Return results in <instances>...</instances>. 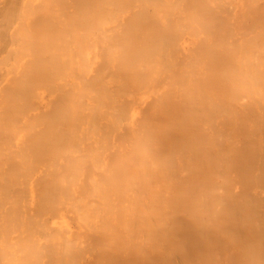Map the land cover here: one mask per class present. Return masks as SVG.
Here are the masks:
<instances>
[{
	"label": "bare ground",
	"instance_id": "1",
	"mask_svg": "<svg viewBox=\"0 0 264 264\" xmlns=\"http://www.w3.org/2000/svg\"><path fill=\"white\" fill-rule=\"evenodd\" d=\"M185 1L187 0L0 1V66L6 65L10 67L7 69L3 68L0 71V74L3 73L7 75L8 78L2 90H0V138L3 139V133L6 129L4 128V119L7 117H10L11 120L9 121L12 124L18 125L20 130H23L30 136L24 142L27 147H24L20 151H13L12 147L2 145V143L0 144V204H5L6 209L9 211L17 207V202L21 199L23 196L22 193L24 192L21 189L15 188L11 191L12 186L15 181L17 183V180L22 179L23 171L25 172L28 169V167H26L27 164L34 165L43 163L45 153H42L43 148L41 146L44 142L42 140L46 139L44 132L51 127L53 128L54 125L57 128L56 133H59L56 135L61 136L63 140V148L56 152V155L67 157L69 162L66 167V172L61 170L58 171L57 189L55 191L57 200H55L58 204L67 207L69 214L76 220L80 229L74 237L67 234V229L62 224L58 225L54 223L49 225L48 228L43 229L41 227V214L32 212L30 218L32 219L33 227L28 228L23 214L20 213V215L14 217L10 216V213L5 211V215L0 214V227L3 224H5L6 227L13 225L12 237L8 239L11 243L7 242V246L11 244L13 245L12 248H14L12 250H6L0 246V264H87V261L90 260H92V264H120L123 258L122 255H125L122 253V251H124L123 246H130L133 241L132 234H136L138 244L141 243L143 245V250L135 251V256L139 253L140 255L141 253H145L147 249L154 252V255L152 254L153 257L151 256L152 258L148 256L149 254L147 255L148 258L150 257L149 262L143 257L145 260H143L141 264H156L158 261L159 263L163 261L162 259L161 261L156 259L158 258L157 255L160 253V250H156L159 249L160 246L165 247L163 243L166 242L165 240L169 236H167V234H169L167 232H170L171 226L169 228V223H165L166 220L163 216L166 211L169 212L170 209H167L168 206L163 204L160 198L162 199V197H164L170 199L174 197L173 179L175 174L184 173L186 171V173H188V168H190V166L195 168V166L197 167L199 165H194V163L196 164V160L187 155L189 159H191L189 161L187 157V162L189 161L190 163L193 160V165L189 166L186 164V168L184 167L186 171L180 172L182 169H180L181 167L179 166L184 165L183 163H185L186 160L182 161L179 159L180 161H178V159H176L179 162L176 163L174 157L176 153H171L170 155L172 156L173 154V156L171 158L169 157V159L164 158L166 157L164 155L166 152L161 154L167 163L169 161L168 166L164 163L165 161L162 162L163 159H161V156L158 155V157L161 158L155 159L157 157H155V155H157L156 152H154L155 150L152 151L148 149L151 153H155L153 158V156L150 155L151 153H148L147 147L146 149L145 147H141L143 144H141V139L136 138L137 134L135 132L130 131L132 134L135 133L136 137H134V134L132 136L135 140H131L132 137H128V135H132L128 134L130 133L128 132L129 130L127 131V121L130 116L129 113L131 112V108L134 103L144 101L145 99H151L153 97L158 101H156V105L153 106V110H155L154 107L156 106V109L159 107V109L162 110L163 108V112L157 109L158 112H162H157L160 115L156 113V110L153 113L149 111L150 114L148 119L151 117L152 120L149 119L150 122H154L152 125L150 123L149 126L148 123L147 126L148 129L153 126L155 130L152 129V134L149 133L148 136H150L151 140L155 141V143L162 138V140H166L162 137L166 134H162V132L164 126L169 124L165 121L166 124L161 125L162 121L158 124L159 119H156L157 121L154 120L155 114L160 116V118L162 116L164 117L166 111L163 106L166 104V106L169 105L168 102L164 103L162 98H167L168 100L167 96L169 94L182 90L184 91V95L181 94L176 97L178 100H185V97L186 100L187 98L191 99V108L194 111H192V113L195 115L191 120L194 121L192 123L198 125L197 128H199L200 125L201 131L202 129L205 130L204 128L208 129L210 134L205 133L207 132L206 130L205 132L202 131L207 138L210 136V143H208V145L210 144V146H213L218 144L219 148L223 151V157L222 160H220L219 157L218 159L213 157L218 153L210 149L208 151L205 150L206 155L205 158H203L206 160L207 164L204 165L212 164L213 168L217 167V169H209L211 172H209L210 175L208 174V178L213 180V185H209L210 187L204 191L206 193L200 194V197L204 194L203 197L199 198L204 199L201 200L202 202L198 203L199 207L201 205V209H203V204L200 203H204L205 205L206 199L208 198L207 196L205 199L206 195H214L215 200L213 201V206L212 204L211 206L216 210V213L217 210H219L221 206L220 203L222 202L221 198L219 200V194L222 193L223 188L221 189L219 186H216L215 183L219 182L220 184V178L222 184L225 183L229 189L232 187L231 183L233 182L232 177L235 159L234 154L232 155L231 153H235V150L233 151L230 144L235 146L231 142L234 141L232 139L237 133L236 126L241 125L248 139H253V143L246 139L248 142L252 143H250L252 145H250V149L243 146L248 150L246 149V151L244 148L246 155L243 154L244 152H241V157L244 155L245 161L241 162L240 157V162L242 164L245 163V165L240 164V170L242 171L243 169V174H245V176H243L244 178L242 177V172L240 175L245 183L252 182L250 181L251 179L255 181L256 177L262 176V183L264 184V0H198L201 2L192 0L194 4L191 2L186 3ZM183 2L186 3V6H182ZM190 3L192 5H190ZM197 3L199 6L196 5ZM200 3H202L201 6ZM238 6L239 10L237 11ZM234 9L237 12V17L232 14ZM248 10L249 12L253 10L254 13H252L256 15L255 18L253 14V16L251 13L248 14ZM244 13H247L246 16ZM126 14L130 15V17L127 16L126 21L127 24L129 23L127 27H125L127 24H124L126 23L124 18ZM248 15H251L252 19H249L251 16ZM242 16L245 21L246 19L252 20L250 22L249 20L246 21L247 25L248 22L251 24L248 25L249 27L247 28L245 23L247 29H242L244 32L240 30L243 33L238 31L240 27L245 28L241 26L245 21L240 22L242 19H239L240 17L242 18ZM247 16L248 18H246ZM128 17L130 19L133 18L131 19L132 21H130ZM130 22L132 26L134 24V27H131ZM122 26L128 31V34L130 33V28L132 34L134 32L132 28H135V30L138 28V30H136L138 32L137 37H149L147 39H150L152 43L145 44L149 46L152 45V49H150L145 60L130 62L126 53H128V50H131L133 46L128 49L127 43L129 41L125 40L127 38L122 39L120 42L118 41L119 37H129L130 35V37H136V33L133 34V36L132 34L128 36L124 28L121 30ZM122 31L125 32H123L125 35L121 33ZM185 35L191 37V43L199 44H196L197 46L195 45L198 50L200 47H203V45L205 48V44L209 46V50L207 52L201 50L203 52H201L202 54L206 52L204 55L200 54L201 56L197 54L198 52L200 53V51L197 52L196 50V53L193 51V57H196H192V60V52H190L191 54L190 56L188 55L189 57H187V62L183 65L184 67L181 66L183 69L180 66L176 68L178 65L175 66L176 62H178L177 57L178 55L180 56V53L185 49L182 40V37H185ZM33 37H35V39H33ZM212 37L220 38L216 39L217 41H215L214 38L213 43L211 42V40L213 41ZM234 37L242 38L240 40L237 38L236 40L238 41H234ZM152 38H154V41ZM147 39L143 41L145 42ZM196 39L202 40L203 45L201 46V43H198ZM109 40L110 43H112L111 40H115L114 42L116 43L117 41V44L111 45L109 43L111 45L110 47H108V45L102 46V48L107 46L108 51L106 53L107 57H105L106 60L104 59L105 63L99 64L96 58H94L96 52L100 48V44H105ZM132 41H134V39ZM141 41L137 43H141ZM153 42H156V44ZM130 45L131 44H129V47ZM135 47H137V44ZM103 49L106 50L107 48L105 47ZM45 52L48 53V61L51 60L53 62L52 67L48 71H45V66L40 59L41 55L45 54ZM131 52L132 50L129 51V53ZM11 59L12 61L10 62ZM55 64H58V66H55ZM102 65L104 67L100 68ZM174 67L175 69H179V67L182 69L179 74L177 73V76H174L176 75L173 73V71H175L173 69ZM171 69L174 78H171L172 73L169 72ZM51 71L59 72V76L53 79L51 78L49 82H46L45 78L51 74ZM133 72L134 75L141 77V81L143 79L142 82L146 84V86L143 85L145 89L143 90V87L140 92H132L125 87L128 86L126 82L132 77ZM164 74H168L166 75V77L168 76L167 78L164 77L166 79L169 78L166 82L164 81L165 79L162 80L163 78H160L164 76ZM126 77L130 78L124 80ZM160 80L164 82L160 83ZM36 87L42 88L44 92H49L53 97L62 95L61 103L58 104L55 109L59 113L65 115L63 118L65 128L59 129L55 120L51 122L48 119L39 118L40 113L38 109L41 103V95L40 92H35L37 89ZM176 97H172V104L177 103ZM179 97H181V99H179ZM186 100L184 102L189 103ZM178 102L179 103L176 105H179L178 107L181 108L180 101ZM182 102V107H185L186 103ZM174 111L169 110V113L173 112V115L176 117L177 115L175 113L180 112L179 110L176 112L175 109ZM202 113L203 115H201ZM167 115L168 113L165 116ZM198 115L201 117H198ZM157 125H160V127ZM181 125H184V123ZM223 125L226 127L222 129L221 127ZM172 126H175V123H173ZM166 129H168V126ZM183 129H185V127ZM124 130L128 133H124ZM150 131L147 130L146 134ZM122 132L127 135L124 139L119 134ZM176 133H179V131ZM116 134L121 138L118 137L116 140ZM142 134L140 138L145 135L144 133ZM167 135L165 138L168 139ZM143 139L145 140V138H142V140ZM155 143L151 142V145L154 144L156 148ZM158 143L159 142L156 143L157 146L160 145H158ZM192 143L193 142H191V144ZM208 145L206 146L207 148ZM39 147L41 152L38 151ZM30 149L34 151H30ZM144 149L148 152L144 151ZM186 149L188 153L189 148ZM112 151L114 152L113 155L115 154L116 163L118 165L116 163L115 165L114 163L109 164L110 162H107L109 167L111 166V168H109L106 166L104 154H111ZM140 153L141 155H139ZM192 153L191 155H193ZM15 154H19L20 156L14 165L11 159L14 158ZM132 156L135 159H132ZM23 157L27 159L28 162H25V160L23 161ZM177 157H179V155ZM246 157L248 158L246 159ZM112 159L114 158L112 157ZM184 159H186V156ZM242 159L244 160V158ZM172 161L173 164L176 163L177 165L179 164V166L176 167V164L174 167L173 165L171 166ZM251 161L257 171L255 173L254 170L255 176L253 175V178L250 175L251 170H248L250 169L249 164ZM240 162H238V168ZM178 167L179 172L177 171ZM168 168H170L169 171L171 172L173 168L177 170L175 172L174 169L173 172H175V174L172 172V174H174L172 175L171 172L169 174ZM11 171H14V173L17 172L18 177H9ZM45 171L46 168H41L38 177L43 175ZM192 172L193 171H190V173ZM102 175L105 176L104 180L101 178ZM183 176H185V173ZM82 181H86L88 184V191L84 196L73 197L72 193L75 184ZM244 181L243 184L245 185ZM259 183L261 184V182ZM247 184L249 185V183ZM246 185H242L243 188L246 187ZM187 186L188 185H186V187ZM223 191H225V189H223ZM6 195L10 197L6 199ZM184 196H186V194H184ZM39 197L40 199L43 198V194H40ZM244 198L245 197L241 199ZM252 199H254V201L251 200L252 203L250 204L253 210L250 211L256 213L259 208V200H257L256 197ZM196 200H198V197L195 201ZM208 202H210V198ZM120 203H122V205ZM229 204L230 203H228V205ZM244 205L243 207L245 208L246 205ZM206 206V212H208L211 206L210 204ZM196 207L194 208L195 210ZM199 207L195 211V214L200 210ZM227 209L228 208L225 209V211H227L226 213L233 216L236 214V217L238 216L239 212L237 208L230 207L228 210ZM137 211L143 214V216L140 215L141 219L142 217L143 219L138 225L134 223ZM206 212H204V209L203 211H198L196 215L198 217L200 216V218L197 216L195 217L196 219H201L198 223L199 226L194 230L195 232L192 230L190 233L188 232L191 237L195 238L196 235V238L200 237L199 240L195 238V244L198 243L197 241L200 243L207 240L206 235L208 232L206 226H204V222L205 220L207 221V218L204 220L205 215L201 216L202 213L205 214ZM177 214L178 213H176V215ZM257 216L259 217L256 218V221L252 219L255 221H252L255 223V226L252 225L258 232L255 243L259 248V255L256 263L251 261L250 264H264V215L262 217L261 214ZM167 219V222L170 221L168 217ZM16 220L17 222L14 224L13 222ZM195 223L197 222L195 221ZM19 224L20 227H18ZM228 224L229 223H227V225ZM213 225L215 224L213 223ZM37 232L40 235L45 234V237L43 239L37 237ZM230 232L232 233V231ZM238 232L239 231H237V233ZM208 234L211 235V233ZM87 235H90L92 238L90 239ZM0 237H3L2 232ZM4 237L7 236L4 235ZM240 237L238 240L239 242L241 240ZM93 238H95V240H92ZM117 239L118 244L119 242L121 244L119 246V252L116 247L118 244L115 243ZM186 242L189 243V238L186 239V237H184V239L181 238L175 245L171 246V249L174 248V246H176V249L178 244L180 248L182 246L186 251L183 250L184 253H182L185 254V259L177 260L175 256H180L182 254L176 252L177 249L175 252L173 251L174 249H172L170 251L172 254H178L175 256L174 254H167L168 256L165 258L163 264H200L198 263V260H200L199 256L198 259H196L197 263L195 262L197 254H195L196 257L190 256L192 252L189 251V257H194V260L187 256V250H189L187 246H192L193 244L191 243L193 242H190L188 245ZM203 242L200 243L202 245L199 244V247L198 245H194V247L203 250L207 245H205V242L203 244ZM218 244L221 243L218 242ZM216 247L213 246V248ZM210 249H212V247ZM132 250L133 249H131V251ZM155 251L157 252L156 255ZM203 251L201 253H203ZM224 251L221 252L224 254ZM216 255H218V253H214L212 256L211 254H207L206 264H212ZM180 258L183 257L180 256ZM216 258L219 257L217 256Z\"/></svg>",
	"mask_w": 264,
	"mask_h": 264
},
{
	"label": "rangeland",
	"instance_id": "2",
	"mask_svg": "<svg viewBox=\"0 0 264 264\" xmlns=\"http://www.w3.org/2000/svg\"><path fill=\"white\" fill-rule=\"evenodd\" d=\"M1 1V0H0ZM196 1V0H195ZM186 3L187 2H193L192 0H190V1H185ZM196 2H201V1H196ZM203 2V1H202ZM186 3H182V6H184ZM190 3V5H192V4H194V3H192L191 4ZM188 5V4H187ZM190 5H188V6H190ZM197 6H199V4L197 3L196 4ZM202 5V3H200V6ZM186 6V5H185ZM235 6H236V4H235ZM235 8V7H234ZM132 10H134V9H132ZM132 10H130V11H132ZM239 10V6L237 7V11ZM129 11V12H130ZM135 11V10H134ZM133 11V12H134ZM129 12H128V14H129ZM246 12H247V10H246ZM253 12V10L252 11H250L249 12V10H248V14L249 13H251V15L254 13H252ZM128 14H126V16L124 17L125 18V21L127 20V16H129L130 17V15H128ZM234 16H236L237 17V12L235 11V9H234V11H233V13H232ZM245 14V13H244ZM247 14V13H246ZM246 14H245V16H246ZM133 15H135V14H133ZM251 15H248V16H251ZM254 15V14H253ZM252 15V16H253ZM244 16V15H243ZM243 16H242V18L240 17L239 19H242L240 22H242V21H245V20H243ZM248 16L246 17V18H248ZM252 16L249 18V19H252ZM255 16L256 15H254V18H255ZM128 17V18H129ZM132 17H134V16H132ZM245 18V17H244ZM253 18V19H254ZM131 19H133V18H131ZM130 18H129V20L130 21H132ZM248 19V20H249ZM124 20V19H123ZM247 19H246V21H248ZM124 21V22H125ZM244 22L243 24H241V26L242 27H245V23H246V27L248 28L249 26L248 25H250L249 24V22L250 21H252V20H249V22H248V25H247V22ZM123 22V23H124ZM129 22V21H128ZM240 22H239V24H240ZM122 23V25L124 26V24H127V21H126V23H124L123 24ZM129 24V23H128ZM126 25L125 27H127V26H129V25ZM130 25H131V27H134V24H133V26H132V23L130 22ZM121 27L122 29L121 30H123V28L124 27ZM240 27V26H239ZM241 28L240 27V29H238V31L239 32H241V31H243L242 29H244V30H246L247 28ZM125 29V28H124ZM129 29V28H128ZM133 30H134V32H133V34H135V36L136 37H134L133 36V34L131 33L132 31H131V28H130V33L128 34V31H126V29H125V31H126V33L128 34V36L130 35V34H132V36L133 37H119V41H118V37L116 38L117 39V41L118 42H120L122 39H125V38H127V39H125V40H127V41H129L127 44V47H128V49H130L132 46V48H131V50H132V52L131 53H129V51H131V50H128V53H126L127 55H128V57H129V60H130V62H136V61H143V60H145L146 59V57H147V55L149 54V51H150V49H152L151 47H152V45L151 46H149V45H147V44H150V43H152L151 42V40L150 39H147V38H149V37H137V31L136 30H138V28L135 30V28H132ZM241 30V31H240ZM136 31V32H135ZM124 31H122L121 33L123 34V35H125L124 33H123ZM244 32V31H243ZM243 32H241V33H243ZM127 36V35H126ZM49 38V37H48ZM134 39V41H132L133 39ZM147 39L146 41H148V42H144L143 40H145V39ZM183 39V44H184V46H185V49L180 53V56L178 55V57H177V61L178 62H176V64H175V66L177 65V67L176 68H178V66H183L184 64H185V62H187L186 60H187V57H189L190 56V52H192V55H191V60H192V57H193V51H195V53H196V50H197V52L198 51H200V53L198 52L197 54L199 55V56H201L200 54H202L203 52L201 51V50H203V51H208L209 49V46L208 45H206L204 42V44H205V48H204V45L202 44V40H197V42L198 43H201V46L203 45V47H200V46H198V47H200V49L198 50V48L196 47L197 45H199V44H194V43H191L190 42V39H191V37H188L187 35H185V37H182ZM213 38V41L211 40V42H213L214 43V38H215V41H217L216 39H219L220 37H212ZM235 38V37H234ZM234 38H233V40H234ZM238 37H236L235 38V40L234 41H238V40H240L242 37H240V38H238V40H236ZM33 39H35V37H33ZM115 39V40H116ZM132 39V40H131ZM153 39V41H154V38H152ZM115 40H111V42L112 43H110V40L107 42V43H105V44H100L101 46H100V48L98 49V51L96 52V56L94 57V58H96V60L98 61V63L100 64H103V62H104V59H105V57H107L106 56V53H107V51H108V47H110L112 44L113 45H115V44H117V41H116V43L114 42ZM130 40H131V42H130ZM142 40V41H141ZM195 40V41H196ZM141 41V43H137V42H140ZM200 41V42H199ZM194 42V41H193ZM111 45H110V44ZM145 43H147V44H144ZM153 43H155L156 44V42H153ZM129 44H131L130 45V47H129ZM136 44H137V47H135L136 46ZM155 44H154V46H155ZM103 45H108V47L107 46H105L107 49L105 50V49H103V48H105V47H103L102 48V46ZM142 45V46H141ZM196 45V46H195ZM206 46H208V47H206ZM204 48V49H203ZM202 52V53H201ZM206 52L204 53V54H206ZM48 53H46L45 52V54H42L41 55V57H40V59H41V61H42V63L44 64V69H45V71H48L51 67H52V65H53V62L50 60V61H48V55H47ZM204 54H202V55H204ZM189 55V56H188ZM195 56V55H194ZM92 57V56H91ZM196 57V56H195ZM195 57H193V58H195ZM106 60V59H105ZM12 61V59L10 60V62ZM43 61H48V62H43ZM127 61H128V58H127ZM188 61H189V58H188ZM105 63V62H104ZM98 64V65H99ZM105 65V64H104ZM55 66H58V64H55ZM99 67V66H98ZM103 68L104 66L102 65V66H100V68ZM180 67H179V69H175V67L173 68L175 71H173V73L174 74H176V75H174V76H177V73L179 74L180 73V71L183 69V67H181L182 69H180ZM3 68H10V67H7L6 65H1L0 66V71L3 69ZM178 72H177V71ZM172 71V69L169 71V72H171ZM51 74L48 76V77H46L45 78V81L46 82H49V80L52 78H56V77H58L59 76V72H57V71H54V72H50ZM172 73V72H171ZM173 73L171 74V78H174V76H173ZM169 74V73H168ZM168 74H164V76H162V77H160L162 80H164L165 82L166 81H168V79H166L167 77H166V75H168ZM129 76V75H128ZM173 76V77H172ZM164 77H166V78H164ZM128 78H130V77H126L124 80H127ZM141 77H138V75H134V72L132 73V77L130 78V79H128L127 80V82H126V84L128 83V86H125L126 88H127V90H129V91H132V92H140V91H142V88H143V90L145 89V86H146V84H145V82H142L143 81V79H142V81H141V79H140ZM170 78V79H171ZM7 80H8V78H7V75H5V74H3V73H1L0 74V90H2V87L5 85V83L7 82ZM162 80H160V83H163V82H161ZM144 83V84H143ZM125 84V85H126ZM143 85H145V86H143ZM37 89H36V91L35 92H40V95H41V103H40V107H39V109H38V112L40 113V116H39V118L40 119H48V120H50L51 122H53L54 120H55V122H56V125L58 126V128L59 129H62V128H65V122H64V117H65V115L63 114V113H59L55 108H56V106L58 105V104H60L61 103V100H62V95H59V97H53L49 92H44L43 91V89L42 88H40V87H36ZM181 94H183L184 95V91H182V90H178V91H176V92H173L172 94H169L167 97H168V100H167V98H162V100L164 101V103L165 102H168L169 103V105L168 106H166V105H164L163 107H165L164 108V110L166 111H164L165 113V115L168 113V117L167 116H165L164 114H162V115H164V117L162 116L161 118H160V116H157L156 114H155V116H154V120H158L159 119V121H158V124H159V122L160 121H162V123H161V125H163V124H166L165 123V121L167 122V126H168V129H166V125L164 126V128H163V132H162V134H168L167 135V137H168V139L167 138H165V136H162V134H161V136L162 137H164V139H166V140H160V141H157V142H159L158 143V145L159 146H157V142L155 143V141H153V140H151V137L150 136H148L149 135V133L150 134H152L151 132H153V130H155L154 129V127L152 126V128H149L148 129V126L150 125V120L149 119H151V117H149V119H148V116H149V114L150 113H153V112H155V110H156V113L158 112V110H161V109H159V107L156 109V107H154L155 108V110H153L152 108H153V106H155L156 105V99L155 98H151V99H145L144 101H139V102H136V103H134L133 104V106H132V108H131V112L129 113V119H128V121H127V131L128 132H130V131H133V132H135L137 135V137L135 136V133H133L134 134V137H136V138H139V139H141L140 141H141V144H143L141 147H145V149H146V147H147V150L148 149H151L152 151H154V152H156V154L157 155H155V159L157 160V158H161L162 157V155L161 154H164L165 152H166V154H164L166 157H164V158H166V159H169V157L171 158L172 156H173V154H172V156L170 155L171 153H176L175 155H174V157H175V162L177 163L178 161H180L179 159H181L182 161H185V163H183V162H180V163H183L184 165H182V166H179V164L177 165L176 163V165L175 164H173V161H172V164H171V166L173 165V167H174V165L177 167V166H179V167H181L180 169H182V170H180V172L181 171H186L185 170V168H186V164H188L189 166L190 165H193V160L189 163V161L191 160V159H189V157L191 156L192 157V159H194V160H196L195 162H196V164L194 163V165H199V166H195V168L194 167H191L190 166V168H191V170H190V168H188V173H186V172H184L185 173V176H183V172L182 173H179V174H175V172H176V170L179 172V167L177 168V169H175V168H173V170L175 169V172H173V170H172V172L175 174V177H174V179L173 178H171V179H173V190H174V192H175V195H174V197H172V198H170V199H168V198H164V197H162V199H166V200H162L161 198H160V201L162 202L163 201V204H166L167 206H168V208L167 209H170V211L168 212V211H166V213H165V215H163L164 216V218H165V220H166V222L165 223H169V228H170V226H171V230H169L170 232H167V233H169V234H167V239L165 240L166 242V244L165 243H163V245H165V247L163 246V247H159V249H157L156 251H158V250H160L159 252L161 253H159L157 256H158V258H160V259H158V258H156L157 260H160L161 261V259L163 260L162 262H160L161 264H163V262H164V260H165V258H167V256L168 255H170V254H172V252H170L172 249H174L173 251L175 252V250L177 249V251L176 252H178V253H180V254H182V253H184V248L181 246V248H180V245L178 244L177 245V248L175 249V247L176 246H174V248H172L171 249V246L172 245H175V243L176 242H178L179 240H181V238L182 239H184V237H186V239L187 238H189V243L190 242H193V243H191V244H193L192 246H190L189 247V243H187V247L189 248V250H187L188 251V257H189V253L190 252H192L193 253V255H192V253H190L191 255L190 256H194V257H196V255L195 254H197V258H195V262H196V259H198V256H199V259L200 260H198L199 262L198 263H200L201 264V261H202V264H206V257H207V254L209 255V254H211V256H212V254H214V253H218V255H216V257L218 256L219 258H214V257H212V258H214L213 259V261H212V264H215V262H216V264H250V262L252 261V262H254V263H256V260L258 259V255H259V248H258V246L256 245V238H257V231L254 229V226H255V223H253L252 221H256V218H258L259 216H257V215H260L261 214V217L264 215V184L262 183V176L261 177H256V179H255V181H256V183H255V181H253L254 179H251L250 181H252V182H246L245 183V181L243 180V176H245V174H243V169H242V171L240 170L241 168V165L240 164H242L241 162H244L245 161V157H243L244 155H246V152L244 151V148L245 147H243V146H246L247 148H251V144L253 143V139H251V140H249L248 139V137H247V135H245L246 133L244 132V129L242 128V126L241 125H239V126H236V131H237V133H236V135H234V137H233V139L232 140H234L235 141V143H234V141L233 142H231V143H233L235 146H236V148H235V146H233L232 144H230V147H232V149H233V151L235 150V153L233 152V153H231L232 155L234 154V172H233V179H232V183H231V186L232 187H230V189L226 186V184L224 183V184H222L221 183V178H220V184H219V182L218 183H215V180H214V183L216 184V186H219L221 189L223 188V189H225V191H223V189H222V193H220L219 194V200H220V198L222 199V202L220 203V207H219V210H217V213L215 212L216 210L212 207L213 206V201L215 200L214 198V195H206V197H205V199L207 198V196H208V198L204 201L205 202V205H204V203H200V204H203V209H204V212H206V205L207 204H210V206H211V204H212V208L211 207H209L210 208V210L208 211V212H206L205 214L204 213H202V215L201 216H203V215H205V217H204V220L207 218V221L205 220V222H204V226H206V230H207V232L208 233H211V235L210 234H208L207 233V240H205L204 242H205V248L203 249V250H201L200 248L199 249H197L196 247H194V245L196 246V245H198V247H199V244L200 243H202V242H200L199 243V241H197L198 243H196L195 244V242H196V240L198 239L199 240V238H196V236H195V238H196V240H195V238L194 237H191L190 235H189V233L191 232V230L193 231V232H195L194 230L197 228V226H199L198 225V223L200 222V220L201 219H196V217L195 216H197L196 214L198 213V211H203V209H201V205H200V207H199V205H198V203L199 202H202L201 200H204V199H199V198H201V197H203L204 196V194H203V196H201L200 197V194H202V193H206V192H204L205 190H207L210 186V184H212L213 185V180H211L210 178H208V176L210 175L209 174V172H211V170H213V169H217V167H214L213 168V166H212V164L211 165H204V164H207L206 163V160L204 159L205 158V155H206V153H205V150L206 151H208L209 149L210 150H212V151H215L216 153H218L217 155H214L213 157H215V158H217L218 159V157H219V159L220 160H222V157H223V151L219 148V146H218V144H216V145H213V146H210V144L208 145V143H210V136L207 138V136L205 135V134H203V132H205V130L207 131V132H205V133H208V134H210L209 133V130L208 129H206V128H204L205 130H203L202 129V131L200 130V125H199V128H197L198 127V125H194L192 122H194V121H191L192 120V118L195 116V115H193V113H192V101H191V99L190 98H187V100H186V97H185V100L186 101H188L189 103H187V102H184L185 100H183V99H181V97H179V99H181V100H178V98L176 97L177 95H181ZM176 97L177 98V103L176 104H178L179 102L178 101H180V106H181V108H179L175 103H174V100H173V103L174 104H172V97ZM16 98V97H15ZM183 98V97H182ZM153 99V100H152ZM170 99V100H169ZM182 100H183V102L184 103H186V109H185V107H182L183 105H181V102H182ZM176 101V100H175ZM158 102V101H157ZM182 102V103H183ZM188 105V106H187ZM169 109L170 111H174V109L176 110V112H178V110H179V112L180 113H175L177 116L175 117L173 114V112H170L169 113V110H167V109ZM171 108H172V110H171ZM149 111H151L150 113H149ZM162 112H163V108H162V110H161ZM161 111H159V112H161ZM57 112V113H56ZM158 112V113H159ZM161 112V113H162ZM175 112V111H174ZM194 112V111H193ZM157 113V114H158ZM173 116H172V115ZM158 115H160V114H158ZM171 115V116H170ZM201 115H203V113L201 114ZM170 116V117H169ZM153 117V116H152ZM198 117H201L200 115H198ZM168 118V119H167ZM161 119H163V120H161ZM5 120V127L4 128H6L5 129V131H4V133H3V139H1L0 140V144L2 143V145H8L9 147H12L13 148V151H20L21 149H23L24 147H27L26 146V144H24V142L26 141V139L28 138V137H30L29 135H27L23 130H20V127L18 126V125H16V124H12L9 120H11L10 119V117H7L6 119H4ZM152 120V119H151ZM156 120V121H157ZM154 122V121H153ZM152 122V123H153ZM185 122H186V124H185ZM149 123V124H148ZM152 123H151V125H152ZM173 123H175V126H172V124ZM182 123H184V125H181ZM147 124H148V126H147ZM171 124V125H170ZM178 126H177V125ZM158 126V125H157ZM203 126V125H202ZM207 126V125H206ZM219 126H221V125H219ZM158 127H160V125L158 126ZM176 127H177V129H176ZM178 127H180V128H178ZM185 127V129H183ZM226 126H222L221 128L223 129V128H225ZM170 128V129H169ZM174 128H175V130H174ZM201 128H203V127H201ZM150 129H151V131H150ZM153 129V130H152ZM126 130V129H125ZM124 130V133L126 132V133H128L127 131H125ZM147 130H149L150 132H148V134H146L147 133ZM187 130H188V132H187ZM56 131H57V128L53 125V128L51 127L49 130H47L46 132H44V134L46 135V139L45 140H42V141H44L43 143H42V148H43V150H42V153H45L44 154V157H43V163L41 164V163H37V164H34V165H32V164H27V166L26 167H28V169L24 172L23 171V173H22V179L21 180H17V183H16V181H15V183L13 184V186H12V189H11V191L13 190V188H15V189H21L24 193H22L23 194V196L21 197V199L20 200H18V202H17V207L16 208H14V209H11V211H9L8 209H6V205L5 204H3V205H1L0 204V214H2V215H5V211H7L8 213H10V216H14V217H16V216H18V215H20V213L21 214H23V218L25 219V221H26V223H27V225H28V228L30 227V228H32L33 227V223H32V219L30 218V215H31V212L32 213H38V214H41V227L43 228V229H46V228H48L49 227V225H52V224H58V225H63V226H65L66 227V229H67V234L69 235V236H71V237H74L77 233H78V231L80 230L79 229V226H78V223L76 222V220L69 214V211H68V209H67V207L66 206H63V205H60V204H58L57 202H56V196H55V191H56V189H57V179H58V171L59 170H61V171H63V172H66V167H67V165L69 164V162H68V158L67 157H60V155L59 156H57L56 155V152H58V151H60L62 148H63V140H62V137L61 136H59V135H56V134H59L58 132L56 133ZM166 131H168V132H166ZM177 131H179V133H176ZM186 132V133H185ZM142 133H144L145 135H144V137H141L140 138V136H141V134ZM189 133V134H188ZM120 134V136L124 139L127 135L126 134H123V132L122 133H119ZM128 134H132V132H130V133H128ZM133 134L130 136V135H128V137L130 138V137H132L133 136ZM180 134V135H179ZM185 134H187V135H185ZM207 134V135H208ZM143 135V134H142ZM120 136H118V134H116L115 135V137H116V140H117V138L119 137V138H121ZM152 136V135H151ZM134 137H132L131 138V140L133 139V140H135L134 139ZM142 138H145V140L143 139L142 140ZM177 138V139H176ZM239 138H240V140H239ZM123 139H121V140H123ZM128 139V138H127ZM208 139V140H207ZM245 139V140H244ZM249 140V141H252V143L251 142H248L247 140ZM151 140V141H150ZM171 140H172V142H171ZM145 141V142H144ZM146 141H148V142H146ZM165 142V143H163V142ZM195 141V142H194ZM151 142H153V143H155V145H156V148H157V151H156V148H155V146H154V144H152L151 145ZM169 142V143H168ZM182 144H181V143ZM191 142H193L192 144H191ZM64 143H65V141H64ZM162 143V144H161ZM244 144V145H242V144ZM251 143V144H250ZM249 144V145H248ZM175 145V146H174ZM179 145V146H178ZM208 145V148L206 147ZM242 145V146H241ZM251 145V146H250ZM161 146V147H160ZM210 147V148H209ZM230 147H229V150H230ZM153 148V149H152ZM186 148H189V154L187 153V149ZM243 148V149H242ZM247 148H245V150L247 149ZM144 149V151H146ZM232 149H231V151H232ZM187 150V151H186ZM193 152H191V151ZM248 150V149H247ZM246 150V151H247ZM30 151H34V150H31L30 149ZM38 151L39 152H41V149H40V147L38 148ZM149 151V150H148ZM148 151H146V152H148ZM154 152H148V153H151L150 155H152L153 156V158H154ZM159 152V153H158ZM170 152V153H169ZM241 152L244 154V155H242V157H241ZM33 153V152H32ZM109 153H110V151H109ZM109 153H105L104 154V158L106 159V166L107 167H109V164H115L116 163V157H115V154L113 155V151L111 152V154H109ZM191 153L193 154V155H191ZM109 154V155H108ZM139 155H141V153L139 154ZM139 155H138V157H139ZM158 155L159 156H161V157H158ZM163 155V156H164ZM179 155V157H177ZM189 157H188V156ZM19 154H15L14 155V158L13 159H11V161L13 162V164L15 165L16 164V161H17V159L19 158ZM167 156H168V158H167ZM186 156V159H184V157ZM194 156V157H193ZM112 157L114 158V159H112ZM177 157V158H176ZM187 157H188V162H187ZM190 157V158H191ZM204 157V158H203ZM240 157H241V162H240ZM48 158V159H47ZM163 157L161 158V159H163V161L162 162H164L165 161V159H164ZM242 158H244V160L242 159ZM248 157H246V159H247ZM29 159V158H28ZM112 159V160H111ZM132 159H135L133 156H132ZM176 159H178V161L176 160ZM184 159V160H183ZM202 159H203V161H202ZM22 160L24 161L25 160V162L27 161L28 162V160L27 159H25L24 157L22 158ZM46 160V161H45ZM172 160H174V159H172ZM201 160V161H200ZM200 161V162H199ZM107 162L109 163V164H107ZM162 162H161V164H162ZM238 162H240L239 163V168H238ZM164 163H166L168 166H169V161H168V163L165 161ZM179 163V162H178ZM250 163V162H249ZM248 163V164H249ZM41 164V165H40ZM117 164V163H116ZM115 164V165H116ZM166 164H165V166H166ZM202 164V165H201ZM253 163H252V161H251V163L249 164L250 166L252 165ZM118 165V164H117ZM163 165V164H162ZM186 165V166H185ZM242 165H245V163H243ZM254 165V164H253ZM249 166V168L250 169H248V170H251L250 171V175H251V177L253 178V175L255 176V173L257 172L256 171V167L255 166ZM170 166V167H171ZM118 167V166H117ZM184 169H183V168ZM235 167H237V168H235ZM242 167H245V166H242ZM41 168H46V171L43 173V175H41L40 177H38V175L40 174V172H39V170L41 169ZM109 168H111V166L109 167ZM113 168H114V166H113ZM192 168H194V169H192ZM213 168V169H212ZM169 169L170 168H168V172H169V174H170V172L171 171H169ZM172 169V168H171ZM209 169H211V170H209ZM236 169H237V171H236ZM193 171L192 173H190V171ZM254 170H255V173H254ZM194 171H195V173H194ZM252 171H253V173H252ZM172 172H171V174H172ZM177 172V173H178ZM240 172V173H239ZM241 172H242V174H241ZM174 174H172V175H174ZM209 174V175H208ZM239 174V175H238ZM242 175V177H241V175ZM189 175V176H188ZM168 176H170V175H168ZM178 176V177H177ZM9 177H11V178H17L18 176H17V172H15L14 173V171H11V173L9 174ZM38 177V178H37ZM104 177L105 176H101V178L104 180ZM171 177V176H170ZM190 179H189V178ZM169 178V177H168ZM182 180H181V179ZM240 178V179H239ZM241 178H242V180H241ZM255 178V177H254ZM259 180H258V179ZM261 178V179H260ZM8 179H10V178H8ZM202 179V180H201ZM237 179V180H236ZM258 180V181H257ZM22 181V182H21ZM183 181V182H182ZM197 181V182H196ZM243 181H244V183H245V185L247 184V183H249V185L247 186L246 185V187H244L243 188V186H245L244 184H243ZM193 182V183H192ZM242 182V183H241ZM254 182V183H253ZM258 182V183H257ZM259 182H261V184L259 183ZM177 183V184H176ZM179 183V184H178ZM187 183V184H186ZM192 183V184H191ZM208 183V184H207ZM175 184V185H174ZM181 184V185H180ZM240 184H242V185H240ZM263 184V185H262ZM186 185H188L187 187H186ZM194 185V186H193ZM221 185H222V187H221ZM182 186V187H181ZM206 186H207V188H206ZM224 186V187H223ZM195 189H194V188ZM260 187H262V188H260ZM176 188V189H175ZM227 188V189H226ZM88 189H89V187H88V184L86 183V181H82V182H80V183H77V184H75V187H74V190H73V193H72V195H73V197H81V196H84L85 194H86V192L88 191ZM182 189H183V191H182ZM227 190V191H226ZM178 191V192H177ZM235 191V192H234ZM186 194V196H184V194ZM187 192V193H186ZM177 193V194H176ZM181 193V194H180ZM40 194H43V198H41L40 199ZM195 196H194V195ZM258 196H257V195ZM189 195V196H188ZM199 195V196H198ZM225 195H226V197H228V198H226L225 197ZM243 195V196H242ZM247 195V196H246ZM255 195V196H254ZM177 196V197H176ZM181 196V197H180ZM183 196H184V198H183ZM213 196V197H212ZM232 196V197H231ZM235 196H237V197H235ZM242 196V197H241ZM10 196L9 195H6V199H8ZM198 197V200H196L195 201V199ZM212 197V198H211ZM243 197H245L244 199H241V198H243ZM254 197H256L257 198V200H259L258 202H259V208H258V211L255 213H253V211H250V210H253V208H252V205L250 204V203H252V201L251 200H253L254 201V199H252V198H254ZM263 197V198H262ZM185 198H187V199H185ZM193 198H194V200H193ZM210 198V202H208V199ZM237 198V199H236ZM240 198V199H239ZM56 199V200H55ZM172 199V200H171ZM182 199V200H181ZM233 199H234V201H233ZM262 199V200H261ZM178 200V201H177ZM186 200V201H185ZM246 200V201H245ZM181 202V203H180ZM183 202V203H182ZM195 202V203H194ZM220 202V201H219ZM234 204H233V203ZM239 202V203H238ZM222 203H224V204H222ZM228 203H230L229 205H228ZM235 203H236V205H235ZM246 205V209L243 207V205L244 204ZM121 205H122V203H120ZM185 205V207H184V205ZM195 204H197V205H195ZM176 205V206H175ZM231 205V206H230ZM233 205H235V206H233ZM244 205V206H245ZM261 205V206H260ZM177 206H180V207H177ZM197 206V207H196ZM242 206V207H241ZM183 207V208H182ZM196 207V210H197V208L199 207L200 208V210H198L197 211V213L195 214V208ZM230 207H232V208H237V211L239 212V214H238V216H240V217H236V214L233 216V215H231V214H229V213H226L227 211H225V209L226 208H230ZM262 207V208H261ZM240 208V209H239ZM251 208V209H250ZM222 209H224V210H222ZM227 209V210H228ZM242 209V210H241ZM194 210V211H193ZM208 210V209H207ZM213 210H214V212H213ZM248 210V211H247ZM14 211H16V212H14ZM225 211V212H224ZM230 211V210H229ZM244 211H245V213H244ZM247 211V212H246ZM14 212V213H13ZM140 211H137V214L135 215V218H134V223L136 224V225H138L139 223H140V221L143 219V217H142V219H141V216L140 215H142L143 216V214H140L139 213ZM168 212V213H167ZM212 212V213H211ZM219 212V213H218ZM241 212H243V213H241ZM262 212V213H261ZM176 213H178L177 215H176ZM201 213V212H200ZM221 213V214H220ZM223 213V214H222ZM251 215H250V214ZM253 213V214H252ZM194 214V215H193ZM207 214H208V216H207ZM213 214V215H212ZM234 214V213H233ZM257 214V215H256ZM168 215H170V216H168ZM180 215V216H179ZM221 215V216H220ZM229 215V216H228ZM252 215H254V216H252ZM178 216V217H177ZM186 217V219H185V217ZM192 216H194V217H192ZM215 216V217H214ZM167 217L170 219V221H168L167 222ZM172 217V218H171ZM198 217V216H197ZM209 217H212V218H209ZM250 217V218H249ZM260 217V218H261ZM183 218V219H182ZM198 218H200V216L198 217ZM225 218V219H224ZM248 220H250V221H248ZM233 219V220H232ZM235 219H237V220H235ZM240 219H242V220H240ZM245 219V220H244ZM252 219H254V220H252ZM20 220V219H19ZM164 220V221H165ZM225 220V221H224ZM22 221V220H21ZM185 221V222H184ZM195 221L197 222V223H195ZM238 221V222H237ZM245 221V222H244ZM254 221V222H255ZM16 222H17V220L16 221H14L13 223L14 224H16ZM194 222V223H193ZM180 223H181V226H180ZM213 223L215 224V225H213ZM219 223V224H218ZM227 223H229L228 225H227ZM239 225H238V224ZM242 223V224H241ZM249 223V224H248ZM178 225V226H176V225ZM186 224V225H185ZM244 224V225H243ZM247 224H248V226H247ZM254 226H253V225ZM238 225V226H237ZM242 225V226H241ZM174 226V227H173ZM175 226H176V228H175ZM220 226V227H219ZM234 226H235V228H234ZM242 228H241V227ZM12 227H13V225L12 226H10V227H6L5 226V224H3L1 227H0V234H1V232L3 233V237L1 238L0 237V246H2L3 248H5L6 250L7 249H9V250H12L13 248H12V246L13 245H9V246H7V242H10V240H8L9 238H11L12 237ZM18 227H20V224L18 225ZM179 227H180V229H179ZM213 227V228H212ZM244 227V228H243ZM246 227H248V228H246ZM185 228V229H184ZM190 228V229H189ZM218 228V229H217ZM221 228V229H220ZM247 229V231H246V229ZM250 228V229H249ZM217 229V230H216ZM223 229H225V230H223ZM237 229V230H236ZM239 229V230H238ZM252 229V230H251ZM236 230V231H235ZM242 230V231H241ZM245 230V231H244ZM185 231V232H184ZM219 231H221V232H219ZM230 231H232V233L230 232ZM235 231V232H234ZM237 231H239L238 233H237ZM189 232V233H188ZM227 232H228V234H227ZM234 232V233H233ZM241 232H242V234H244V235H242L241 234ZM256 232V233H255ZM215 233H217V234H215ZM226 233V234H225ZM221 234V235H220ZM4 235L5 236H7V237H4ZM133 235V241L131 242V244H130V246L129 247H127V246H123V250L124 251H122V253L123 254H125V255H122L123 256V258H122V260L120 261V264H141L142 263V261L143 260H147L148 262H149V258L152 256V254L154 255V252H151L150 250H148L147 249V251H145V253H141V255H140V253L137 255V256H135V251H137V250H143V245L141 244H138V242H137V240H136V234H132ZM131 235V236H132ZM182 235V236H181ZM185 235V236H184ZM234 235V236H233ZM238 235V236H237ZM36 236L37 237H41L42 239L45 237V234L44 235H40L38 232L36 233ZM235 236H236V238H235ZM240 236H242V237H240ZM87 237H89L90 239L92 238L90 235H87ZM118 237H119V235H118ZM180 239H179V238ZM219 237V238H218ZM223 237H224V239H223ZM239 237L241 238V240H240V242L238 241L239 240ZM203 238V237H202ZM221 238H222V240H221ZM226 238V239H225ZM192 239H193V241H192ZM217 239V240H216ZM92 240H95V238H93ZM229 240V241H228ZM187 241V240H186ZM221 241V242H220ZM224 241H225V243H224ZM144 242V241H143ZM204 242H203V244H204ZM212 242V243H211ZM216 242H217V244H216ZM218 242L219 243H221V244H218ZM237 242V243H236ZM239 242V243H238ZM11 243V242H10ZM115 243H117L118 244V239L116 240V242ZM185 243V244H186ZM234 243V244H233ZM116 244V245H117ZM121 244H120V242H119V244L116 246L118 249H117V251L119 252V246H120ZM166 245H167V247H166ZM200 245H202V244H200ZM226 245V246H225ZM138 246H142L141 248L140 247H138ZM213 246L214 247H216V246H218V247H216V248H213ZM228 246V247H227ZM169 247V248H168ZM185 247H186V245H185ZM212 247V249H210ZM140 248V249H139ZM167 248H168V250H167ZM131 249H133L132 251H131ZM185 249H187V248H185ZM184 250V251H183ZM225 250V251H224ZM155 251V252H156ZM168 251V252H167ZM190 251V252H189ZM203 251V253H201ZM224 251V254L222 253V252ZM125 252V253H124ZM142 252H144V251H142ZM186 252V251H185ZM212 252V253H211ZM164 253V254H163ZM170 253V254H169ZM178 253H176V254H178ZM149 254V255H148ZM157 254V252L155 253V255ZM168 254V255H167ZM174 254V256L176 255L175 253H173ZM172 254V255H173ZM187 254V253H186ZM200 254V255H199ZM145 255V256H144ZM150 256L149 258H148V256ZM129 256V257H128ZM178 256V255H177ZM175 256L176 258H177V260L178 259H185V254H182V255H180L181 257H183V258H180V256ZM237 256V257H236ZM143 257H145V259H143ZM153 257V256H152ZM151 257V258H152ZM194 257H189V258H193L192 260H194ZM201 257V258H200ZM142 258V259H141ZM173 258V257H172ZM175 258V259H176ZM224 258V259H223ZM174 259V258H173ZM191 260V261H192ZM91 261V262H90ZM90 261H87V264H92L93 262H92V260H90ZM125 261V262H124ZM132 261V262H131ZM90 262V263H89ZM136 262V263H135ZM166 262V261H165ZM175 262V261H174ZM239 262V263H238ZM159 263V261H158V263H156V264H160ZM197 263V262H196ZM119 264V263H118ZM253 264V263H252Z\"/></svg>",
	"mask_w": 264,
	"mask_h": 264
}]
</instances>
